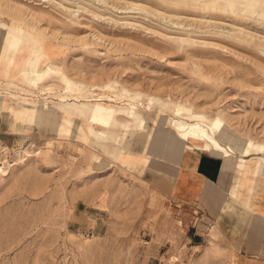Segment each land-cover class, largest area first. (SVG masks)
<instances>
[{"label":"rangeland","instance_id":"374dc122","mask_svg":"<svg viewBox=\"0 0 264 264\" xmlns=\"http://www.w3.org/2000/svg\"><path fill=\"white\" fill-rule=\"evenodd\" d=\"M227 3L0 0V21L32 31L29 45H40L43 62L63 77L26 84L13 63L22 69L29 50L7 53L0 34V99L15 123L32 125L25 141L0 142V264H246L215 234L214 222L205 226L199 213L176 207L131 172L143 173L156 156L127 154H139L148 141L150 150L155 145L166 154L158 157L165 164L170 154L197 150L172 124L185 120L186 110L237 133L239 146L243 140L264 145V25L245 16L243 0ZM79 102L140 112L147 128L126 131L86 111L63 109ZM14 108L43 112L46 123L38 126L30 113L16 118ZM91 128L123 131L122 138L102 144ZM222 145L227 158H236L235 168L264 158L252 147L241 154ZM109 151L137 161L136 168L114 161ZM169 170L176 174L177 164ZM155 182L166 189L163 179ZM244 192L246 200L254 195Z\"/></svg>","mask_w":264,"mask_h":264},{"label":"crops","instance_id":"0c3cea01","mask_svg":"<svg viewBox=\"0 0 264 264\" xmlns=\"http://www.w3.org/2000/svg\"><path fill=\"white\" fill-rule=\"evenodd\" d=\"M5 100L0 99V142L12 147L30 136L29 129L32 125L15 123L13 118L5 113L9 109ZM27 109L14 108V116L24 120L28 115L25 112ZM121 132L123 131H120L119 140L122 138ZM150 139L148 136L147 140ZM150 146L146 141L139 154H127L146 160L156 156L149 167L154 164L157 175L148 177V167L143 173L131 171L135 177L145 180L159 196L165 197L176 207L199 213V220H202L205 226L214 222L215 234L223 244L230 246L244 263L264 264V199L261 200L262 206L254 204L260 184L259 176L250 169L239 174L234 166V157L217 160L201 154L196 149L184 150L179 157L170 154L164 159V164L158 157H164L166 154L157 152L155 145L150 150ZM169 149L171 150L170 147ZM172 164L178 166L176 174L170 173L169 166ZM242 176H246L243 181H248L247 187L240 184ZM254 178L258 179L256 185ZM162 179L166 189H160L158 184H155V181ZM253 184L255 187L252 192L250 188ZM244 190L254 195L246 200Z\"/></svg>","mask_w":264,"mask_h":264},{"label":"bare ground","instance_id":"6f19581e","mask_svg":"<svg viewBox=\"0 0 264 264\" xmlns=\"http://www.w3.org/2000/svg\"><path fill=\"white\" fill-rule=\"evenodd\" d=\"M243 1L244 11H250L249 13L245 14V16H247L248 18L256 17L255 20H260V23H263L264 25V0ZM232 3L233 0H228L227 8L231 7ZM0 34L7 41V46L4 47L7 53H16L21 47L24 51L29 50L28 56L24 57L22 69H19V63H17L16 61L13 64L15 68L19 70L20 77L27 79L30 84L34 86H41L47 78L56 73L59 74L61 78H63L62 74L58 72L52 64L43 62L44 54L40 52L42 50L40 45L36 44L35 41L34 44L31 43V46L29 45V42L27 40L34 36L32 35V31H28V33L25 34L24 30L20 29L19 27L0 21ZM14 76H16V74H14ZM147 99L152 104L153 102L157 101V99H155L154 97H148ZM172 106L176 108V105L172 104ZM72 108L78 109L81 112L86 111L87 117L91 116L98 119L100 118L107 121V123L124 126L128 130H143L147 128V121L144 115L140 112H133L132 110L127 108L119 109L109 106L106 107L102 103L86 102L70 103L63 106V109L67 112H69ZM165 109L167 110L166 105ZM25 112L33 115L34 122L38 126L44 125L46 123L45 114H43V112L37 113L32 109H27V111ZM172 112L175 113L173 110ZM123 114L128 119H130V123H128V121H126V124L120 122L118 116H121ZM202 121H206L207 123L202 124ZM172 124L180 135L184 136L185 139H188L189 141L194 143L198 152H201L213 159L225 160L228 157V150L222 145L223 143H226L230 149H236L241 154L246 153L249 147L258 150L259 152H264L263 144H254L250 140H243L244 145L239 146V142H241L242 140L237 133L228 134L224 130V126L222 123L210 121L202 114L191 113L190 111L186 110L185 120L172 119ZM60 128L62 131L64 130L68 132V129L65 126H61ZM90 135L94 139L100 140L102 144H106V142L109 140L114 141L115 143H117V145L119 144V134L116 131H97L91 128ZM217 138H219L220 141H218ZM107 155L113 157L114 161H120L128 165L131 164L135 168L136 164L138 163L137 161L133 160L125 162L124 155H120L119 152L114 153L109 151L107 152ZM93 156V160L95 163L101 162L102 157H99L97 155ZM144 165L146 164L144 163ZM236 167L239 170L240 174L244 170L249 169L255 172L260 178L258 192H260L261 190L263 191L264 158L254 160V162L250 164H244L243 162H241V164H237Z\"/></svg>","mask_w":264,"mask_h":264}]
</instances>
